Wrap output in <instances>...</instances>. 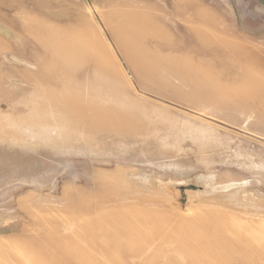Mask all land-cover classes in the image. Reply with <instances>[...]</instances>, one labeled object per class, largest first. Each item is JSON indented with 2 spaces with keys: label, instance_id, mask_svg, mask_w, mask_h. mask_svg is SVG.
<instances>
[{
  "label": "rangeland",
  "instance_id": "374dc122",
  "mask_svg": "<svg viewBox=\"0 0 264 264\" xmlns=\"http://www.w3.org/2000/svg\"><path fill=\"white\" fill-rule=\"evenodd\" d=\"M0 264H264V0H0Z\"/></svg>",
  "mask_w": 264,
  "mask_h": 264
},
{
  "label": "bare ground",
  "instance_id": "6f19581e",
  "mask_svg": "<svg viewBox=\"0 0 264 264\" xmlns=\"http://www.w3.org/2000/svg\"><path fill=\"white\" fill-rule=\"evenodd\" d=\"M19 60V59H18Z\"/></svg>",
  "mask_w": 264,
  "mask_h": 264
}]
</instances>
